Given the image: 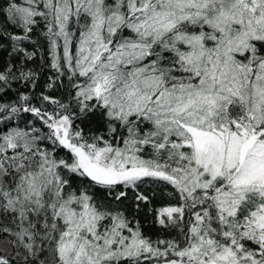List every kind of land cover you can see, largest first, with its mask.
Segmentation results:
<instances>
[{"label": "snow or ice", "instance_id": "snow-or-ice-1", "mask_svg": "<svg viewBox=\"0 0 264 264\" xmlns=\"http://www.w3.org/2000/svg\"><path fill=\"white\" fill-rule=\"evenodd\" d=\"M0 264H264V0H0Z\"/></svg>", "mask_w": 264, "mask_h": 264}]
</instances>
